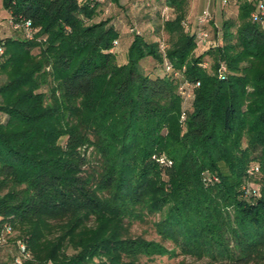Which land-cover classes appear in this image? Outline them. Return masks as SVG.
<instances>
[{
	"label": "trees",
	"instance_id": "obj_1",
	"mask_svg": "<svg viewBox=\"0 0 264 264\" xmlns=\"http://www.w3.org/2000/svg\"><path fill=\"white\" fill-rule=\"evenodd\" d=\"M153 1L174 12L161 28L178 77L148 69L164 70V57L139 32L118 62L120 26L95 20L106 1L1 0L13 25L29 20L33 31L0 39V229L17 231L29 253L22 264H143L178 250L264 264L258 0H236L221 33L206 26L218 44L199 54L200 24L185 29L188 0ZM182 81L199 82L184 110ZM205 171L218 181L205 187ZM247 185L260 195L245 196ZM155 213L171 250L129 233Z\"/></svg>",
	"mask_w": 264,
	"mask_h": 264
},
{
	"label": "rangeland",
	"instance_id": "obj_2",
	"mask_svg": "<svg viewBox=\"0 0 264 264\" xmlns=\"http://www.w3.org/2000/svg\"><path fill=\"white\" fill-rule=\"evenodd\" d=\"M99 8L95 20L105 18L113 20L120 26V29L124 31L123 35L129 36L128 39L134 32H139L148 41H159L165 42L166 45L168 44V35L161 28V23L163 22V19H165V16L160 3L153 0H106V2L100 5ZM206 11L212 15V26L216 25V29L221 33L223 20L235 18L237 7L235 5L221 7L220 0H188L186 19H188L187 21H190V24H188L189 22H186L185 29L196 26L199 17ZM165 15L170 19L174 15V12L169 9ZM9 19V12L2 7L0 0V39L11 35L21 34V29L14 28ZM124 44H127L126 40H120L119 44L114 49L118 55L119 63L125 61L126 51L123 50ZM125 49H127L126 46ZM207 49V47H198L195 50V54L202 53ZM153 66L156 68L155 73L160 75L164 74L163 67L156 62L149 64L148 69ZM2 79L3 76H0V82ZM187 106L188 101L183 100L182 109L184 110ZM205 173L206 174L203 178L205 187H207L208 184H213L218 181L217 175L213 172L205 171ZM216 178L217 180H215ZM243 188L245 189V196L250 197V195H260V193H258L260 186L258 187L257 192L252 191L248 185ZM158 218V213L144 214L141 220H135L131 223L129 233L131 236H141L147 240L159 242L168 250H171L174 246L172 242L162 239L156 232L154 223ZM18 243V233L16 230H12L11 234L7 235L5 241L0 244V264H14V257L19 255ZM139 261L143 264H233L225 261L222 263H210L205 257L184 254L179 250L177 254L172 255L171 257H168L167 255H153L150 257L141 256L139 257Z\"/></svg>",
	"mask_w": 264,
	"mask_h": 264
},
{
	"label": "built area",
	"instance_id": "obj_3",
	"mask_svg": "<svg viewBox=\"0 0 264 264\" xmlns=\"http://www.w3.org/2000/svg\"><path fill=\"white\" fill-rule=\"evenodd\" d=\"M89 1H95L98 3H104L106 0H89ZM235 0H220V3L222 6H227L230 3H232ZM169 9L167 7H164L163 11H164V16L165 19L167 17V15H165V13L168 11ZM251 19L257 23L260 24L261 28L264 29V0H258L255 9L252 11L251 13ZM212 22V15L209 12H204L198 19V23L200 24V28L197 32L196 35V46L198 47H214L218 44L217 40H215L214 38H212L210 31L206 28V26L210 25V23ZM10 23H12L10 21ZM13 25V24H12ZM14 28H19L22 27L23 32H24V36L27 39H31L33 37V31L30 27V21L29 20H25L22 24L20 25H13ZM118 45V41L115 40L113 42V47L116 48V46ZM166 43L165 42H160L159 43V49L160 51L163 53V57H164V71L167 73H172L175 77H178L180 75V73L177 70H174V67L172 66L171 63H169L168 60H166L165 58V50H166ZM3 47L0 46V64L3 61ZM224 71V67L222 66L220 68V72ZM199 86V82L195 81L192 83L189 82H184L182 81L181 84L178 87V91L180 93V95L182 96V98L184 99V101H188L189 99L192 98V90L194 88H197ZM185 118L184 112H182L181 114V121H183ZM156 161L160 162V163H167V164H171V161L166 160L164 157H160V158H156ZM257 169H255L254 171H256ZM249 173H252L251 170L248 171ZM205 180V179H204ZM217 180V178L215 179ZM12 229L10 227L9 224L4 223L2 225V228L0 229V244H2L5 241V237L9 234H11ZM19 246V255L14 257V264H22L23 259H27L29 258V253L25 250L24 245L19 241L18 243Z\"/></svg>",
	"mask_w": 264,
	"mask_h": 264
},
{
	"label": "crops",
	"instance_id": "obj_4",
	"mask_svg": "<svg viewBox=\"0 0 264 264\" xmlns=\"http://www.w3.org/2000/svg\"><path fill=\"white\" fill-rule=\"evenodd\" d=\"M237 1L235 0V1H233L232 3H230L229 5H227V6H230V5H235L236 7H237ZM227 6H222L221 5V7H227ZM112 22H113V24H115V25H117V26H119L116 22H114L113 20H111ZM124 34V31H122L121 30V37H120V39H119V41L121 40H126V42H127V44H124V49L123 50H125L126 51V49H125V46H126V48L128 47V44H129V42H130V38L128 39V37L129 36H127V35H123ZM125 37V38H124ZM128 39V40H127Z\"/></svg>",
	"mask_w": 264,
	"mask_h": 264
}]
</instances>
